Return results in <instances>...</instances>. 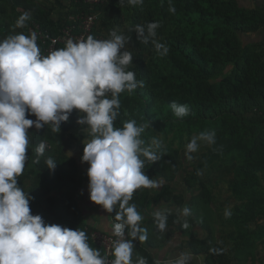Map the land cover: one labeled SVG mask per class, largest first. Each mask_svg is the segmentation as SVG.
Here are the masks:
<instances>
[{
  "label": "trees",
  "instance_id": "1",
  "mask_svg": "<svg viewBox=\"0 0 264 264\" xmlns=\"http://www.w3.org/2000/svg\"><path fill=\"white\" fill-rule=\"evenodd\" d=\"M55 2L62 6L60 0ZM3 3L0 4L3 15L9 10L17 16L24 12L31 14L24 27L17 26L16 17V30L10 35L27 36L28 28L37 23L43 31L55 36L69 24L68 19H53V6L44 7L35 0H7L9 7ZM72 3L76 12H99L89 33L94 38L109 39L104 33L113 29L130 37L127 44L131 48L133 65L129 70L136 71V78L142 80L144 86L120 94V116L114 126L122 127L129 120H136L138 125L151 122L141 138L146 145L153 138L159 139L160 151L164 154L158 162L145 163V174L152 179L157 173L163 183L156 192L141 187L133 193L130 203L136 205L139 213L161 202L183 206L184 197L173 193L170 185L180 167V151L174 144L204 131L216 134L215 144L208 145L192 170L183 176L186 186L199 187L189 199L188 208L193 214L178 222V213L169 211L164 232L157 229L154 217L149 218L146 222L147 246H158L168 233L186 232L197 223L206 236L192 237L186 241V246L195 254L205 252L206 264H229L233 258L241 260L254 256L255 240L264 236V185L260 181L264 177V38L244 45L240 34L264 30V3L245 7L238 0H171L175 13L169 11V0H143V4L135 6L127 0L123 4L118 0H106L93 9L82 0H71ZM148 22L159 23L156 39L168 46L167 55H158L151 42L144 44L137 40L135 26ZM58 48L64 47L59 45ZM173 102L188 105L189 114L183 118L175 116L170 107ZM79 115L74 109L69 121L61 123L59 136L52 131L51 124L39 130L34 126L28 130V159L17 184L29 179V188L23 191L38 195L37 200L29 201L33 215H41L46 223L62 220L64 227L85 231L89 245L105 257L103 248L93 244L91 232L95 228L82 219L72 199L71 192L75 189L72 172L76 160L60 150L64 135L87 128L77 124ZM27 118L36 119L34 115ZM165 138L168 143L164 142ZM41 142L46 144V149L38 158L36 148ZM49 157L56 161L54 170L48 169L45 163ZM233 161L236 167L228 188L240 202L234 205L235 212L231 214V221L238 229L228 234L233 241L230 248L233 255L229 257L224 245L215 237L208 212L212 200L200 171ZM50 186L66 188L59 197L57 215L53 209L55 198L49 195ZM114 217L113 212L111 225L117 222ZM185 222L187 228L182 226ZM213 248L219 251H210Z\"/></svg>",
  "mask_w": 264,
  "mask_h": 264
},
{
  "label": "clouds",
  "instance_id": "2",
  "mask_svg": "<svg viewBox=\"0 0 264 264\" xmlns=\"http://www.w3.org/2000/svg\"><path fill=\"white\" fill-rule=\"evenodd\" d=\"M118 2L123 4L124 0ZM127 3L135 6L143 0ZM169 5V11L175 13L171 0ZM30 18L29 13H22L17 26L24 27ZM159 27L158 22H148L136 25L134 31L140 43L151 42L157 54L165 56L169 48L156 39ZM109 36L100 40L89 35L76 42L69 39L66 47L47 56L41 54L35 32L0 41V264H108L101 251L89 245L85 231L48 224L41 215H33L29 206L33 198L17 184L28 159V130L51 124L52 131L58 133L74 109L81 114L77 124L87 126L91 136L84 143L81 158L90 165L89 198L107 213L114 212L117 221L112 225L111 234L117 239L112 242L111 264H147L144 257L133 260V242H144L148 237L147 229L141 226L143 217L130 201L141 187L161 186L144 170L146 162H158L164 154L159 139L153 138L146 145L141 138L151 122L138 125L129 120L122 127L114 126L120 116V94L143 87L144 82L136 78V71L129 70L133 55L124 49L130 37L115 29ZM170 107L177 117L189 114L186 104L173 102ZM29 115L36 119L27 118ZM199 142L215 144V132L204 131L191 139L185 153L189 160L193 158L189 154L198 151ZM45 149L41 142L36 148L38 158ZM45 163L50 170L56 167L50 157ZM168 214L167 209L153 213L160 232L167 228ZM182 214L190 215V209L184 207ZM225 215L230 216V211ZM182 226L187 228L188 224ZM189 261L190 254L181 253L168 264Z\"/></svg>",
  "mask_w": 264,
  "mask_h": 264
},
{
  "label": "rangeland",
  "instance_id": "3",
  "mask_svg": "<svg viewBox=\"0 0 264 264\" xmlns=\"http://www.w3.org/2000/svg\"><path fill=\"white\" fill-rule=\"evenodd\" d=\"M66 3L68 0H64ZM239 3L245 7H252L257 4L264 3V0H238ZM3 2H7V0H0V4ZM4 4V3H3ZM8 7L10 6L8 3H6ZM69 13H72V11H69ZM74 14V13H73ZM31 16V14L29 13ZM73 16V15H72ZM19 18L17 16L16 12H13L9 10L4 15L0 12V23L4 24L0 26V41L7 38L8 35L11 33H14L16 30V27H14V19ZM13 26H10V25ZM10 33V34H9ZM109 31H105L104 35H109ZM262 34L260 33H252L250 35L247 34H240V39L242 43L248 44L251 42L259 41L261 39ZM126 51L131 50L129 45H125ZM60 135V134H56ZM194 137V136H193ZM193 137H185L181 143L174 144L175 147H177L180 151V167L175 173V177L172 182H170V185L172 187L173 193L182 194L184 197V204L183 206H178L175 202L165 203L161 202L158 205H150L148 206L144 211L140 212L141 216L143 217L142 225L144 224L145 228V221L147 218L153 216V213L157 210H169L174 211L179 214V216L182 219H185L186 217H189L192 215V210H190V215L184 216L182 214V209L184 207H188L189 199L191 195L196 194L199 191V187L195 188H189L185 185L183 182V176L186 173H189L192 170L193 165H195L198 161V158L200 155L205 152L207 149L208 144L204 142H199L200 147L197 152L190 153L193 158L189 160L186 153V145L191 141ZM91 139V136L89 135L88 131L86 129L76 132L73 131L70 133H67L64 135V142H61V148L60 150L66 153V155L72 156L76 160V167H74L72 176L75 180V189L72 191V199L75 203V206L78 207V209L81 212L82 219L89 223L94 225L92 222H94L93 218H95V222L97 220H106V218H111V213H107L100 205L95 204L92 202L89 198V191H88V184H89V178L87 175V170L89 168V164L87 162H81V158L83 155V149H84V143H87ZM165 143H168V139H164ZM236 167V161H233L231 163H224L217 167H207L200 171V175L202 180L207 186L208 192L210 194V198L212 200L211 206L208 210L211 214V222L212 227H214L215 231V237L218 241L224 244L225 247L230 249L233 247V241L228 238V234L231 232H236L238 227L234 225V223L231 221V215L226 216L225 212L226 210L230 211L231 214H234L235 208L234 205L239 203L240 200L233 197L231 194V191L229 190V181L234 177V169ZM153 180H156L160 182V184L163 183V180L161 176L157 173L153 175ZM261 183L264 185V177L260 178ZM30 185L29 179H26L22 181L21 184H18L19 187L22 189H28ZM51 190L49 195L53 196L55 198V204H54V213L57 215L59 213V197L60 195L66 191V188L64 186H50ZM264 187V186H263ZM160 188V187H159ZM159 188H152V192H156ZM264 191V188H263ZM33 199H30V201L37 200L39 197L36 195L35 192H32L31 195H29ZM197 204H199L197 202ZM181 210V211H178ZM203 213V209L200 211ZM93 217V218H92ZM108 219V220H109ZM111 221V219H110ZM48 224H58L63 226L64 222L62 220H59L57 222H47ZM106 223L108 224L107 220ZM252 225V224H251ZM99 228H102L100 223H97L95 225ZM104 226V225H103ZM95 228V231L100 232V229ZM104 229V228H103ZM201 231L203 229L199 228ZM107 230V229H106ZM93 231V232H95ZM103 233H106V231H101ZM264 240V236L260 238H256L255 244H254V256H246L245 258H241V261H236L235 264H264V243L262 242Z\"/></svg>",
  "mask_w": 264,
  "mask_h": 264
},
{
  "label": "crops",
  "instance_id": "4",
  "mask_svg": "<svg viewBox=\"0 0 264 264\" xmlns=\"http://www.w3.org/2000/svg\"><path fill=\"white\" fill-rule=\"evenodd\" d=\"M35 1H37L38 3H40L44 7L53 6L54 8L52 11V17L55 20L61 18L62 20L68 19L69 21H71L74 18V16L78 13V12H76L77 9L73 5V3L71 4V0H68L67 3L64 0H60L62 3V6L55 4L56 3L55 0H35ZM69 11H72V13H69ZM97 14L99 15L98 11H97ZM252 33L253 34L254 33L262 34V37H261V39H259V41L264 38V30H258L256 32H252ZM252 33H248L247 35H250ZM152 217H154V216H151L149 218H152ZM149 218H147V220ZM187 218L188 217H186L185 219H187ZM108 219L109 218H106V220L108 222V224H107L105 219H104V221L103 220H100V221L97 220L95 222V218H93L94 222H92V223L94 225H92V224L91 225L94 228L98 229L99 227H97L95 225H97V223H100V225L102 227V228H99L100 231H106V233L111 234L112 233V225H111L110 219L109 220ZM185 219H182L179 216L178 222H182ZM147 220L145 222H147ZM141 226L144 227V224L142 225V223H141ZM145 228L147 229L146 223H145ZM199 228H200V226L197 223H195L186 232H182L180 230H175L174 232H170L166 235L163 242H161L158 246H155V247L147 246L145 241L144 242L135 241V244L137 245V247L134 248V250H133V260L135 261L137 259V257L139 256V257L146 258L147 264H150L149 263L150 261H152L154 264V262L157 260L160 261V264H168V262L176 259L181 253H189L190 254L189 264H206V253L205 252L195 254L191 251V249L188 246H186V241L189 240L190 238H192V237L202 238V237L206 236L205 232L201 231ZM218 243L223 244L220 241H218ZM224 250H226L229 257L233 255V253H231L230 249H228L225 246H224ZM112 259H114V256L112 257ZM241 260H239L237 258H235V259L233 258L229 264H235L236 261H241Z\"/></svg>",
  "mask_w": 264,
  "mask_h": 264
},
{
  "label": "built area",
  "instance_id": "5",
  "mask_svg": "<svg viewBox=\"0 0 264 264\" xmlns=\"http://www.w3.org/2000/svg\"><path fill=\"white\" fill-rule=\"evenodd\" d=\"M82 2L88 5L89 8H92L95 5L103 4L105 0H82ZM97 19L98 14L96 12H78L72 19V23L63 27L61 32L55 36L51 35L49 32L43 31L41 26L37 23H33L28 28L27 36H30L31 33L35 32L40 52L42 55L47 56L50 52L59 49V45L66 47V43L69 39L74 42L86 40ZM93 231L91 232L93 244L95 246L103 247L105 251V258L107 259L108 264H111L113 257L112 242L117 238L113 234L103 233L101 231L99 232V230L95 232Z\"/></svg>",
  "mask_w": 264,
  "mask_h": 264
},
{
  "label": "bare ground",
  "instance_id": "6",
  "mask_svg": "<svg viewBox=\"0 0 264 264\" xmlns=\"http://www.w3.org/2000/svg\"><path fill=\"white\" fill-rule=\"evenodd\" d=\"M113 260V259H112Z\"/></svg>",
  "mask_w": 264,
  "mask_h": 264
}]
</instances>
